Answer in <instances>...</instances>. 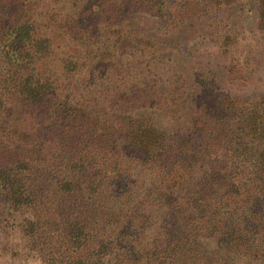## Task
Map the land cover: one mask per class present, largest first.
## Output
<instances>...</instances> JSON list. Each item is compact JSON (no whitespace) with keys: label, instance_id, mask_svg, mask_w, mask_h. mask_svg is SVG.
<instances>
[{"label":"trees","instance_id":"trees-1","mask_svg":"<svg viewBox=\"0 0 264 264\" xmlns=\"http://www.w3.org/2000/svg\"><path fill=\"white\" fill-rule=\"evenodd\" d=\"M0 234L40 264H264V0H0Z\"/></svg>","mask_w":264,"mask_h":264},{"label":"rangeland","instance_id":"rangeland-1","mask_svg":"<svg viewBox=\"0 0 264 264\" xmlns=\"http://www.w3.org/2000/svg\"><path fill=\"white\" fill-rule=\"evenodd\" d=\"M189 35L192 36V33H189ZM189 43L192 45L194 42L190 41ZM191 48L193 51L197 52L201 59L204 57L203 59L212 61L211 65H209L212 71L222 72L220 58L214 49L206 47L203 50L201 46L196 50L195 47ZM199 61L200 59L196 60V62ZM231 92L236 96L243 93V91H239L238 88H232ZM204 241L209 246H214V243L210 239H204ZM20 244L21 239L19 235L11 234L6 236L0 234V264H40L38 259L31 252L22 249ZM3 246L5 249H2Z\"/></svg>","mask_w":264,"mask_h":264}]
</instances>
